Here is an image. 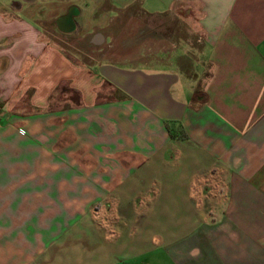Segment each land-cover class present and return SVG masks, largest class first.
I'll list each match as a JSON object with an SVG mask.
<instances>
[{
	"label": "crops",
	"instance_id": "obj_1",
	"mask_svg": "<svg viewBox=\"0 0 264 264\" xmlns=\"http://www.w3.org/2000/svg\"><path fill=\"white\" fill-rule=\"evenodd\" d=\"M62 1L44 22L0 0V264H49L55 245L94 242L92 223L157 207L187 222L168 234L179 264H264V0H94L115 22H176L169 52L137 59L78 49L115 22L79 36Z\"/></svg>",
	"mask_w": 264,
	"mask_h": 264
},
{
	"label": "rangeland",
	"instance_id": "obj_2",
	"mask_svg": "<svg viewBox=\"0 0 264 264\" xmlns=\"http://www.w3.org/2000/svg\"><path fill=\"white\" fill-rule=\"evenodd\" d=\"M11 0H3V2ZM21 2L23 7L32 6L34 12L43 10L41 19L44 22H50L51 19L64 11V3L62 0H31L30 3L23 2L24 0H15ZM103 3L105 0H102ZM76 5L82 15L77 21L81 28L85 30L78 33L79 36L85 34V31L90 32L93 27H102L111 19L115 22L116 13L112 11L97 13L96 9L101 6L102 2L94 0H69ZM104 5V4H103ZM105 7V6H103ZM107 10V9H105ZM150 12V11H148ZM36 14V13H35ZM139 16L125 17L121 22H113L116 27V37L99 44L98 46H82L76 47L90 55L104 54L105 59L119 58L122 55H131L132 59L153 58L155 44L164 45L166 52H169L170 42L176 38L174 24H170V20L166 22L160 19L154 21L152 18ZM110 19V20H109ZM143 23H148L150 27L143 30ZM161 23V24H160ZM161 25L162 40L156 41L154 37V27ZM146 34V35H145ZM145 35V36H144ZM125 39V41H124ZM191 49L195 46L194 38L191 37ZM183 46H179L180 50H184ZM70 50V47H67ZM189 49L184 51L188 52ZM192 53V50H191ZM94 56V55H93ZM18 133H24V130L18 129ZM134 208L140 209L142 202L136 199ZM173 209V207H172ZM163 207L155 209V217L150 216H130V220L120 222L112 227H99L97 222L92 225L98 227V236L94 242L88 238L71 239L60 246L59 248L50 249L46 259L50 258L49 264H179L180 259L184 256L178 254L167 247L168 241H176L180 236L185 234L187 222L180 220L166 219L169 215V207L163 211ZM182 234L177 237L168 235L169 233ZM176 247V243L174 244ZM41 258V256H40ZM56 260V261H55ZM35 264V263H32Z\"/></svg>",
	"mask_w": 264,
	"mask_h": 264
},
{
	"label": "trees",
	"instance_id": "obj_3",
	"mask_svg": "<svg viewBox=\"0 0 264 264\" xmlns=\"http://www.w3.org/2000/svg\"><path fill=\"white\" fill-rule=\"evenodd\" d=\"M169 132H170V134H171V136H172V135H173V134H172V130L169 129Z\"/></svg>",
	"mask_w": 264,
	"mask_h": 264
},
{
	"label": "water",
	"instance_id": "obj_4",
	"mask_svg": "<svg viewBox=\"0 0 264 264\" xmlns=\"http://www.w3.org/2000/svg\"><path fill=\"white\" fill-rule=\"evenodd\" d=\"M69 17H67V19H68Z\"/></svg>",
	"mask_w": 264,
	"mask_h": 264
}]
</instances>
